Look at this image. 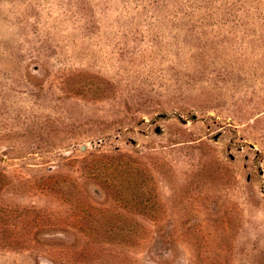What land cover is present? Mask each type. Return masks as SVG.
Returning <instances> with one entry per match:
<instances>
[{
	"label": "rangeland",
	"instance_id": "obj_1",
	"mask_svg": "<svg viewBox=\"0 0 264 264\" xmlns=\"http://www.w3.org/2000/svg\"><path fill=\"white\" fill-rule=\"evenodd\" d=\"M0 264H264V0H0Z\"/></svg>",
	"mask_w": 264,
	"mask_h": 264
}]
</instances>
